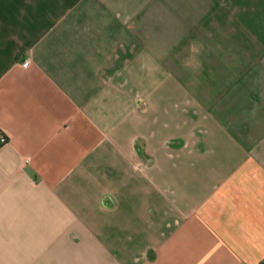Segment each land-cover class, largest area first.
<instances>
[{"label":"crops","instance_id":"0c3cea01","mask_svg":"<svg viewBox=\"0 0 264 264\" xmlns=\"http://www.w3.org/2000/svg\"><path fill=\"white\" fill-rule=\"evenodd\" d=\"M0 264H264V0H0Z\"/></svg>","mask_w":264,"mask_h":264},{"label":"built area","instance_id":"2783aa9c","mask_svg":"<svg viewBox=\"0 0 264 264\" xmlns=\"http://www.w3.org/2000/svg\"><path fill=\"white\" fill-rule=\"evenodd\" d=\"M7 141H8V138L5 135L0 137V145L7 143Z\"/></svg>","mask_w":264,"mask_h":264}]
</instances>
